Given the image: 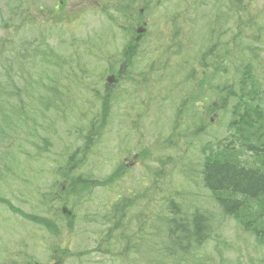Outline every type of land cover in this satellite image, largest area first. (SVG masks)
<instances>
[{"label":"rangeland","instance_id":"374dc122","mask_svg":"<svg viewBox=\"0 0 264 264\" xmlns=\"http://www.w3.org/2000/svg\"><path fill=\"white\" fill-rule=\"evenodd\" d=\"M42 1L45 4L47 0ZM84 1H63L64 5L60 7L61 22H58L60 31L51 38L39 36L41 27L48 25V13L43 16V19L33 14L22 16L21 18L29 20L35 17L33 22L27 23L22 29L14 28L12 25L18 24L19 19L9 21L10 27L3 29L1 24L5 25V21L1 20L3 17L8 19L11 15L5 11L0 12V51L5 44L13 46V43L22 39L32 41L41 37L42 44L52 45L62 62L60 72L56 66L51 68L52 73L56 74L53 77L55 83L49 80L33 83L31 74L28 75L30 79L26 83H21L23 80L2 75L4 66H0V172L5 169L6 161L13 159L17 163L19 174L43 186L45 190H54L61 186L59 184L62 180L60 167H65L68 157L78 147L83 148L64 169L68 177L80 178L76 197L71 202V205L75 202L79 207L68 205L67 207L72 208V211L61 214L65 206L60 204H57L58 208L53 212H50L48 207L40 206V214L45 215L48 211L46 215H52V217H46L49 220L47 225L45 222L35 224L30 221L27 215L28 212L33 211L34 201L29 199L27 203H23L20 198L25 197L19 191L14 190L12 193L4 191L2 187L7 186L8 181L2 178L9 177V175L6 172L0 175V196L11 199L17 207L24 210L22 215L13 214L6 206L0 204V264H58V261H60L59 264H136L134 252H125L123 254L126 256H119V250L125 246L118 249L114 247L108 251L102 247L103 252L97 251L98 243L108 240L104 234L107 212L111 210L112 204L117 199L114 192L116 190V193L119 191L125 193V183L129 182L128 176L123 178L127 173L126 170L120 178L115 177L111 183L103 179L116 170L118 149L129 152L134 147L144 145L142 153L145 151L143 154L148 153L147 155L155 157L149 165L152 164L153 167L159 165L161 169H167V174L172 175L168 184H166V175L163 179L167 188L182 190L185 186L190 201L192 199V201L201 200L203 204L210 205L211 201L213 202L212 194L210 198L197 195L198 193L202 195L209 193L201 184L196 183H205L203 175L205 168H201V159L205 156L215 161L218 155L223 156V150L214 143L216 141L227 139V144H229L234 140L236 142L232 146L235 147L242 142L232 136L233 128L230 127V123L234 120L232 111L235 103L233 100L231 98L229 101L224 100L226 105H223L224 108L221 109L220 100H215L219 94H213L211 90L205 88L201 89L185 76L176 78L178 85L174 88L172 95L167 93L164 83L161 84L160 81L158 84L161 85L158 88L136 101L134 109H128L126 104H121L113 108L111 116H104L102 106L94 95L97 89L105 92L108 86L105 79L110 76V66L108 73L102 77L106 67L104 63L99 62V59L115 61L114 57L118 54L120 41H117L111 48L95 53L83 43L85 36L92 37L98 31L112 32L111 40L125 36L123 28L130 19L122 17L126 25H121L116 19V24H114L105 17L102 11L103 7L113 2L119 3V1L127 5L128 15L139 14L141 16L144 11L140 12V9L147 10L142 26L147 28L146 36L149 32L154 33L159 29H164L166 34L171 27H175L180 29L183 36L181 42L187 45V50L200 45L206 46L208 39L211 45L214 44L216 38H222L220 41L226 42V38L223 37H227L229 41L233 34L231 32L222 33L223 26H220L216 16L226 10V3L235 0H87L89 6L87 8L84 6L85 9H82ZM240 2L245 7L250 2L255 4V9L248 7L246 11V27L252 28L253 32H258L260 26L264 28V14H262L263 22L261 24L258 22V12L264 9V0H240ZM237 4L239 2L234 6ZM130 5H134L132 9ZM243 22H246L245 18ZM49 27L55 30L57 26L51 23ZM126 27L133 29L132 23ZM246 27H241L239 32L245 38L248 37V34L244 32ZM141 29V25L136 26L132 36L139 35ZM214 29L216 31H213ZM249 35L254 42H257L255 41L257 35L250 33ZM6 39L11 40L6 42ZM144 45L146 49L147 44ZM69 46H71L72 55L70 52H63L64 48L69 50ZM162 51L163 47L159 45L151 54L157 56ZM261 54L264 60V53ZM29 67L30 65H26L25 70ZM119 69L120 67L117 66V70ZM221 76L229 82H235L230 77L231 72L226 68ZM223 83H226V80ZM121 84L123 85L121 90L131 95L130 100H125V102L131 104L132 97L140 90L141 85L130 84V82L126 84L124 81L118 85ZM261 85H264V81ZM221 86L222 92H226L228 88L226 84H221ZM193 96L199 101L212 96L218 106L214 110L211 108V112L203 109L197 112V116H203L205 122L203 125L192 127L185 137L180 138L181 142L177 147L183 145L182 159H179V153L176 151L164 156V153L168 152L164 150V153L160 154L162 149L160 151L158 142L164 141L165 146L171 139L179 137L173 132L174 128L181 126L178 131L186 132L185 128H182L186 127L184 118L181 119V114H178L180 120L177 122L176 115L177 111L182 112V110L189 109L188 100ZM46 98L54 100L56 107L54 112H44L42 103ZM237 108L238 106L234 111H237ZM97 122L100 124L93 128ZM139 132L142 135H137ZM192 137L200 138L192 142ZM131 158L132 155H125L121 159L124 161ZM219 160L231 161L241 166L237 160L232 159L231 155ZM142 164L141 161L143 168ZM253 164L250 155V158L246 160L247 166L241 167L248 168ZM142 168L140 167V171H136L137 167L133 169L136 172L130 182H136L137 178L140 180ZM154 173L160 174L159 171ZM68 177L65 179L66 184L69 182ZM83 178L89 179L85 181ZM118 180L120 185H117ZM154 180L159 181L158 178L148 179L147 187L143 186V188L138 181V185H135L136 191L137 188L142 192H147L146 188L153 189ZM187 180L196 182H186ZM116 181L118 182L114 185ZM161 197V193L149 195L146 202L152 204ZM243 199L246 206L242 213L257 211V199ZM184 210L179 211L175 221L184 223V217H191V215L184 216ZM211 212L212 216H206L213 219L214 224L209 227L206 225L201 230L212 235L211 247L214 250L221 238L225 242L236 240L240 236L264 238V234H258L242 227L240 223L245 220L243 218L232 216L222 219L220 209L212 208ZM263 216L257 213L251 223H256ZM155 222L166 226L164 218L156 219ZM6 227L9 228V232L5 231ZM142 229L139 230V234L144 236L147 229ZM122 241L126 242L124 239L120 242ZM150 244L151 239L148 238L146 256H150ZM241 246L243 250L240 253L235 255L233 252H227L224 258L231 259L241 256L244 263L253 264L256 259L257 262L264 264V249L256 248L255 242L250 243L251 247H247L245 242ZM95 248L96 251H92ZM251 254L253 256H250ZM216 261H220L219 256H216Z\"/></svg>","mask_w":264,"mask_h":264},{"label":"trees","instance_id":"16d2710c","mask_svg":"<svg viewBox=\"0 0 264 264\" xmlns=\"http://www.w3.org/2000/svg\"><path fill=\"white\" fill-rule=\"evenodd\" d=\"M18 1L23 0H0V5L5 4L8 13L10 15H15L16 18H19L20 8L22 5L17 4L13 9V3ZM33 1L40 3V5L43 6L46 11H49L52 14L57 13V5L52 8V4L46 5L42 0ZM49 1L53 2L54 0ZM234 4L235 3L227 5V26L229 28L240 24L244 25L243 18H245V16L242 12H246L245 8L240 2L235 6ZM248 6H250V4H248ZM105 9L109 10L107 6H105ZM128 13L129 10H127V5L120 3L115 17L119 18L121 22H124L122 17L130 19V21L127 23L128 26H130L131 23H133V25H136V16L128 15ZM225 13L226 12L223 11L220 15H217L219 21H222V19H224L223 16ZM120 14L122 16H120ZM223 27H225V22L223 23ZM262 29V26H260V28L258 29L260 38L264 37V30ZM130 30L132 31V29ZM98 37V40H96L99 41L102 46H104L106 43V37L101 35H98ZM181 37L183 36L180 29H177L175 27H172L169 34L164 36V39H169L177 43L176 46L179 47V50L176 53L178 55H180L181 53H183L184 55V61H182L183 59L179 57V60L181 62L179 72L184 69L192 70L196 62L199 61L198 63L201 64L204 69L202 72L203 77L201 83L200 81H198V85L201 87V89H207V85L209 86V88L213 85V88L207 90H211L213 94H219L217 97L222 98V87L216 86L219 85L220 81L218 80L217 82H215L213 75L210 77H208V75L211 73L215 74V77H219L220 75H222V71L224 70L223 63H215L214 60L219 57L222 60L224 59V57H227L228 60H230V58H233L231 49H228L224 53L213 52L214 48L210 50L209 48L211 46V43L210 41H207V44L204 47L200 45L197 47H191L187 50V45L182 44ZM243 40V37L239 39L240 45L241 47H246L250 51H252V60L261 61V53L256 51L255 44L253 42H243ZM260 41L258 43H260ZM125 43H127V45H125L122 53L127 60L130 55V53L127 51V48L133 44L132 42H130V36L125 37ZM166 49L168 48L166 47V45H164V50ZM250 55V53H247V58L244 57V61L238 64V66L234 69L233 75L235 79H237L238 84L237 82H234L233 86H228V80L223 79L227 80V83L225 84L226 87L229 88H227L226 90L228 95H224V100L229 101L230 98H232L233 102L235 103L233 107L234 120L232 123H230V127L232 126L234 131L232 136L235 139L241 140L242 142L238 147L232 146L233 143L236 142L234 140L229 144H227L226 142L227 150L223 152V156L218 155L215 161H212L210 163L205 162V164L203 165V167L205 168L203 171V175L205 185L211 190L210 193L213 196V202H211V204L208 206H211L216 210L220 209L222 219H227L228 217L232 216H236L239 219L243 218L245 220L240 223L242 227L258 234H264V216L256 223H251V221L256 217L257 213L264 215V168L262 169L264 164V85H261V82L263 80L258 78L264 70H261L254 65V63L250 59ZM105 61H107L109 66H112L114 68H116L119 63H122V60L118 58L115 61ZM172 63V58L170 60H167L162 54L153 56L152 58H142L136 62H134L133 59H129V66H127L126 68L128 75L123 81L124 83H127V81H129L141 85L142 91H146L147 89L152 87L153 83H157V81L159 82L161 78H164V89L168 94L172 95L174 93V88L178 85V82H176V78L178 76H185L186 79L195 78L193 75H188V73L179 74V72H171V67L173 65ZM204 63L206 64L204 65ZM213 69L215 73L213 72ZM237 85L240 87L239 92L235 90V87H237ZM210 97H207L200 101L195 96L190 97L188 100L189 106H191L193 103H206ZM208 104L209 103L206 104L204 110L208 108ZM223 104L226 105L225 102ZM103 106L104 116L107 117L109 116L110 111V102L107 98L104 100ZM237 106V111H234ZM194 108L195 106L186 110H182V112L177 111V122L180 120L178 114H181V119L184 118L185 120L187 116H190V113H193ZM99 124L100 122H97L93 126V128H96ZM187 127L190 128L192 127V125L188 124ZM177 131L178 129L174 128L173 132L176 133ZM75 155L76 153L71 156L72 159H74ZM228 155H231L232 159L237 160L241 164V166H247L246 160H248L251 155L254 164L253 166L246 168L238 166L231 161L219 160L222 158H226ZM5 172L7 174H10L12 172L18 173L17 163L11 161L6 162L5 169L0 172V175ZM3 179L4 178H2V180ZM87 179L89 178H83V180L85 181ZM68 180L69 182L67 186V192L70 195L72 193L75 194L77 192V184L80 178L68 177ZM49 195H52V193L39 191L36 194L34 201L40 203L42 207H48L51 212V210L54 209L53 200L55 198L52 197L50 199L48 197ZM243 198L257 199V211L242 213L246 206V202ZM123 200L125 202L124 207L130 205L131 200L129 197H124ZM0 203L7 205L8 208H10L12 211L19 213L21 212L19 208L13 205L11 200L2 198L0 196ZM204 206L205 204H203L201 200H194L188 207V209L184 210L183 212L184 216L191 215V217H184V223H181L175 221L179 214V212H177L176 210L180 211L181 208H179L174 202L170 203V209L167 208L164 204V207L168 211V216H165L164 214H161V216H164L162 218H164L166 226H164V224H160V229L155 232L156 237L161 236L162 238H159L156 242H154V244H152V256L137 257L141 264L222 263L223 256H220L221 260L218 262L215 261V256H192L197 249H200L209 240L210 234L207 231H202L201 229L206 225H208L209 227V225L211 226L214 224L213 219L206 216H212L213 213L211 212V209ZM124 207L120 209L121 214H124ZM36 213H38L39 215ZM36 213L27 215L31 222L38 224L45 222L46 225L49 224V220L46 219V217L50 216L46 215L48 211L45 213V215L40 214V210H37ZM263 240L264 238L258 239L259 243L261 244ZM97 251H102L101 246L97 247Z\"/></svg>","mask_w":264,"mask_h":264},{"label":"bare ground","instance_id":"6f19581e","mask_svg":"<svg viewBox=\"0 0 264 264\" xmlns=\"http://www.w3.org/2000/svg\"><path fill=\"white\" fill-rule=\"evenodd\" d=\"M123 1V0H122ZM66 2V1H65ZM135 2V1H134ZM238 7V6H237ZM125 8V7H124ZM240 10V9H239ZM242 20V19H241ZM203 58V57H202ZM260 58V57H259ZM258 59V58H257ZM206 63H204V65H205ZM251 64V63H250ZM111 65H113V64H111ZM253 65V64H252ZM251 66V65H250ZM257 69V68H256ZM140 77V76H139ZM258 77V76H257ZM135 81V80H134ZM127 82H129V81H127ZM158 82V81H157ZM263 82V81H262ZM123 83V82H122ZM119 84V83H118ZM129 84V83H128ZM122 85V84H121ZM263 92V91H262ZM159 97V96H158ZM129 103V102H128ZM100 135V134H99ZM147 151V150H146ZM145 151H143V153H144ZM148 154V153H147ZM146 154V155H147ZM163 166V165H162ZM162 168V167H161ZM158 172V171H157ZM160 173V172H159ZM147 187V186H146ZM80 189H82V188H80ZM77 194V193H76ZM117 198V197H116ZM252 201V200H251ZM249 203V202H248ZM250 208V207H249ZM248 211V210H247ZM250 212V211H249ZM159 219V218H158ZM159 221V220H158ZM253 222V221H252ZM255 222V221H254ZM140 230H143L142 228L140 229Z\"/></svg>","mask_w":264,"mask_h":264}]
</instances>
